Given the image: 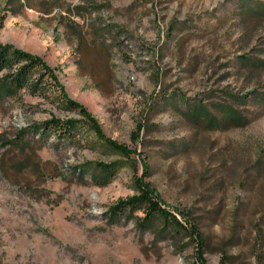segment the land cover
Here are the masks:
<instances>
[{
    "label": "rangeland",
    "instance_id": "obj_1",
    "mask_svg": "<svg viewBox=\"0 0 264 264\" xmlns=\"http://www.w3.org/2000/svg\"><path fill=\"white\" fill-rule=\"evenodd\" d=\"M66 2L78 9H10L0 41L42 57L105 136L136 153L89 132L41 134L44 120L77 117L55 96L0 102V264H195L194 242L108 224L142 158L165 206L197 226L206 264H264V0ZM23 129L18 148L2 144ZM97 163L115 164L109 182Z\"/></svg>",
    "mask_w": 264,
    "mask_h": 264
},
{
    "label": "trees",
    "instance_id": "obj_2",
    "mask_svg": "<svg viewBox=\"0 0 264 264\" xmlns=\"http://www.w3.org/2000/svg\"><path fill=\"white\" fill-rule=\"evenodd\" d=\"M67 0H6L5 8L0 11V27L6 17V12L12 9V14L18 15L24 9H34L44 15L51 14L54 10L65 9L68 12L78 9V6H68ZM15 6V10L13 8ZM55 68L50 67L42 57L19 49L12 44L0 41V102H5L11 96L20 91L31 96L49 98L55 96L59 103L66 109L74 111L77 117L59 119L51 117L40 124L41 134H54L65 141H82V132H89L96 141L108 145L119 154L130 157L136 150L117 143L105 136L101 125L88 109L70 98L59 80ZM236 96H232L235 99ZM242 99V98H241ZM217 109L224 116L226 123L243 124L244 118L240 116L232 105H218ZM191 111L204 113L206 121L211 125L215 118L207 109L194 106ZM142 125L136 127L132 133L133 141L138 140ZM35 131L36 128H34ZM24 129L12 140H4V146L17 147ZM80 135V136H79ZM14 143V144H13ZM140 154V153H139ZM144 172L142 175L135 173L132 177V190L134 193L125 198H119L108 206L104 216L109 225H115L120 219L133 221L141 232L150 231L161 240H170L178 243L187 239L188 243H196L195 264H206L204 258V241L197 226L189 222L188 216L181 211H171L167 208L159 194L146 180L149 164L146 158H142ZM97 169L103 176L98 178L104 184L109 182L115 174V164L97 163Z\"/></svg>",
    "mask_w": 264,
    "mask_h": 264
}]
</instances>
